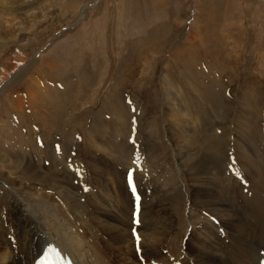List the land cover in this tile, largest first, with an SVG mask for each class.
<instances>
[{
	"label": "rangeland",
	"instance_id": "rangeland-1",
	"mask_svg": "<svg viewBox=\"0 0 264 264\" xmlns=\"http://www.w3.org/2000/svg\"><path fill=\"white\" fill-rule=\"evenodd\" d=\"M0 7V210H9L4 184L35 186L32 172L63 176L80 167L88 173L91 160L100 163L94 166L98 178L100 172H141L128 167L122 148L104 158L92 142L93 135L108 138L101 122L114 119L111 112L126 106L133 112V127L128 125L132 139L141 135L139 145L157 148L165 171L177 177L181 173L182 182L164 195L178 233L186 236L195 185L176 159L166 132L168 106L161 79L168 74L173 87L180 92L183 88L180 102L188 103L189 89L182 85L187 76L201 89V95L194 94L196 110L202 126L208 125L200 138L196 136L200 155L193 164L201 161L208 170L205 178L212 173L214 180H221L220 187L223 172H229L226 181L229 178L231 193L238 198L235 206L242 208L240 221L248 239L247 254L238 256V264H256L251 253L258 247L264 254V212L250 206L248 214L246 207L250 196L264 198L259 182L264 173V0H0ZM23 13L29 15L21 25L25 32L14 38L4 30V21ZM43 86L46 90L40 91ZM239 130L243 150L234 143ZM221 132L224 139L218 136ZM142 145H137L138 153ZM54 146L67 155L57 159ZM238 160L246 172L239 169ZM66 162L72 163L70 168ZM256 176L259 181L253 182ZM90 185L87 181L79 187ZM114 185L120 186V180ZM105 200L112 203L111 195ZM198 223L193 220L194 226ZM176 252L174 243L164 249L171 258Z\"/></svg>",
	"mask_w": 264,
	"mask_h": 264
},
{
	"label": "bare ground",
	"instance_id": "bare-ground-1",
	"mask_svg": "<svg viewBox=\"0 0 264 264\" xmlns=\"http://www.w3.org/2000/svg\"><path fill=\"white\" fill-rule=\"evenodd\" d=\"M66 6L67 10L71 8V5ZM81 12L82 10L78 11L79 14ZM19 14L10 22L3 20L4 30L7 29V34H13L14 38L25 32L21 25L25 17H29L25 13ZM31 15V19L35 18L34 14ZM80 16L82 19L83 13ZM16 70L18 72L20 67ZM167 77L168 74L161 79L168 106L165 117L166 132L170 136L169 141L173 145L176 159L183 169L189 171L192 185H195L193 198L190 197L188 201L187 218L191 227L188 234L185 236L178 233L171 206L166 203L169 199L164 195L166 191L182 182L181 173L177 177L172 170L165 171L160 164L162 154L155 147L147 148L146 144H140L142 150L138 153L139 150L136 149L137 145L140 147L141 135L136 136L135 132L136 140L132 139L133 132L131 133V127L128 125L132 123L130 120L133 112L125 106L111 112L114 119L107 118L101 122L102 129L108 128V133L105 134L108 138L103 137L102 140V135H93L92 142L100 152V157L103 155L104 158H110V155L114 157L116 149L122 148L128 167L142 169L141 172H131L136 174L131 178V183L129 176H123L126 172H100L98 178L95 167L100 166V163L98 160H91L88 166L92 172H83L80 167L77 168L78 172H66L67 175L63 176L52 172H32L30 179L36 181L35 186H22L18 182L19 187L12 186V189L4 184L7 186L9 210H0V264H32V260L49 242L68 254L74 264H238L242 261L238 258L247 254L244 244L248 239L243 236L244 230L240 221L242 208L235 206L238 198L234 192L231 193L232 184L229 178L226 181L229 172H223V181L226 184L220 187L221 180H214L212 173L205 178L208 170L202 166L201 161L193 164L199 158L197 155H200V148H196V136L200 138L208 126H202L196 110L199 104L194 94L201 95V89L192 86L189 77L186 76L184 80L182 78L185 82V85H182L189 89V97L186 98L188 103H181L180 100L185 94L183 88L181 87L182 92L175 86L174 88L167 81ZM2 81L4 82L1 80L0 83ZM198 86L201 88L199 84ZM3 88L4 85L0 84V92ZM42 90H46L44 86L40 87V91ZM240 116L241 114L238 117ZM133 124L134 122L132 127ZM211 130L214 131L213 126ZM240 132L239 130L235 133L234 143L243 150L244 135ZM218 136L224 139L222 132ZM72 140L70 139L69 143ZM208 147L210 148L209 144ZM60 150L55 156L57 159L67 155L65 149ZM144 151L148 152L143 154ZM238 161L240 164H236L239 169L242 168L246 172L243 162ZM100 162L105 165L102 160ZM191 165L196 168L189 170ZM200 166L202 167L199 169ZM227 167L228 165L226 169ZM260 174V181L256 176L253 182L258 180L264 186V173ZM247 175L249 176L250 172H247ZM7 176L12 179L9 174ZM118 179L120 186H115L114 182ZM87 181L91 183L90 186L79 187ZM0 183L3 186L2 181ZM133 188L136 197L132 198ZM108 195H111L112 203L105 200ZM257 197L250 196L248 199V214L251 211L250 206L259 214L264 212V198L257 200ZM162 202L167 206H161ZM134 205L138 207L137 210H134ZM237 213L239 216H236ZM195 219L199 220L198 226L193 225ZM170 243H174L177 249L174 258L164 253ZM256 248L252 247V262L264 264V254ZM251 254L249 253V256Z\"/></svg>",
	"mask_w": 264,
	"mask_h": 264
},
{
	"label": "snow or ice",
	"instance_id": "snow-or-ice-1",
	"mask_svg": "<svg viewBox=\"0 0 264 264\" xmlns=\"http://www.w3.org/2000/svg\"><path fill=\"white\" fill-rule=\"evenodd\" d=\"M129 182L131 183V173H129ZM133 191H135V189L133 188ZM137 240H139V237H137ZM50 252L55 251V249H49Z\"/></svg>",
	"mask_w": 264,
	"mask_h": 264
}]
</instances>
